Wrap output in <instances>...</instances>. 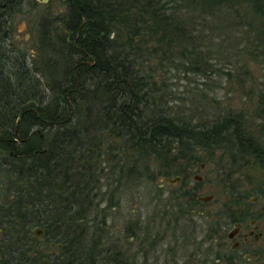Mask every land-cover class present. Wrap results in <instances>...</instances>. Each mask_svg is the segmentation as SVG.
I'll return each instance as SVG.
<instances>
[{"label":"trees","instance_id":"16d2710c","mask_svg":"<svg viewBox=\"0 0 264 264\" xmlns=\"http://www.w3.org/2000/svg\"><path fill=\"white\" fill-rule=\"evenodd\" d=\"M24 1L0 0V191L6 177L8 197L26 200L31 218L19 205L9 213L12 207L0 200V225L44 228L46 242L62 247L49 256L27 233L7 236L0 242V264H128L118 238L106 243L96 237L106 219L85 216L106 172L116 176L114 184L124 176L138 180L150 175L143 162L152 159L161 164L156 175L175 174L183 181L188 167L178 162L195 163L198 150L210 157L222 151L232 162L264 155L240 115L198 126L153 113L161 97L154 94L151 75H144L147 63L156 60L163 68L168 63L197 71L205 61L197 48L202 24L195 22L234 8L236 0H68L66 18L41 24L36 59L12 36V19ZM249 3L253 14L264 17V0ZM113 24L129 30L119 34ZM227 176L228 195L238 198ZM196 197V189H187L174 206L187 214L198 206ZM44 203L53 207L55 219L41 211L34 215V206ZM224 209L231 223L239 221ZM57 222L61 236L53 233ZM86 223L93 231L83 234ZM139 229L135 224V240Z\"/></svg>","mask_w":264,"mask_h":264},{"label":"rangeland","instance_id":"374dc122","mask_svg":"<svg viewBox=\"0 0 264 264\" xmlns=\"http://www.w3.org/2000/svg\"><path fill=\"white\" fill-rule=\"evenodd\" d=\"M241 1L236 0L232 9L224 8L222 14L212 11L213 15L195 22L196 27L202 24V28H198L202 40L197 48L205 61L203 65L199 61L197 71L176 69L168 63L163 68L156 60L147 63L144 75H151L154 94L157 99L161 97L154 105L157 107L153 113L167 114L175 120L198 126L211 124L218 117L240 115L246 131L264 148V105L261 104V95H264V17L253 14L249 0ZM68 3V0L23 2L11 22L12 36L17 47L30 59H36L38 55L41 24L50 25V21L66 18ZM113 27L119 34L129 30L117 24ZM195 157L199 158L195 163L178 162L188 168L183 181L180 176V181L173 185L163 181V176L156 175L161 164L152 159L143 164L147 165L150 175L153 174V182L148 181L150 175L146 174L138 180L132 175L124 176L120 184H114L116 176L106 172L98 198L92 203L89 214L85 213L92 218L96 216L98 222L106 219L105 229L97 231V239L106 243L121 239L119 245L126 252V263L129 264L136 250L141 248L143 251L135 257L134 264H264V155L261 158L235 156L232 162L222 151L213 152L210 157L206 151L198 150ZM131 160L135 162L134 158ZM99 166L104 167L103 163ZM226 175L227 183L236 188L238 198L228 195V185L223 183ZM194 176L201 180L194 181ZM175 177L179 176L174 174L168 178ZM6 182L3 177L2 203L12 207L11 214L19 205V211L27 215L26 219L31 218V206L26 200L20 202L11 195L8 197ZM187 189H196L200 197L211 196L212 199L206 203L197 200L198 206L183 214L174 206L175 198ZM224 208L233 212L242 225L240 233L247 237L246 242L242 238L238 240L240 247L235 251H231L232 242H227L226 235L233 227L228 218L230 212ZM34 209L35 216L39 211L44 212L43 217L48 215L53 219L56 216L53 207L47 203L35 205ZM88 209L87 203L85 212ZM58 213L63 215L64 212ZM254 217L258 220L254 225L255 237L251 238L248 237L252 229L249 221ZM135 224L140 229L138 241L132 246L130 238ZM22 225L7 228L0 225V242L7 236L19 238L27 233L28 237L36 239L45 254L59 255L44 237L33 235L36 227L25 230ZM60 225L58 222L54 225L53 233L61 236ZM76 229H72L73 233H79ZM81 229L83 234L93 231L88 224ZM218 236L224 242L217 244Z\"/></svg>","mask_w":264,"mask_h":264},{"label":"flooded vegetation","instance_id":"af4514ba","mask_svg":"<svg viewBox=\"0 0 264 264\" xmlns=\"http://www.w3.org/2000/svg\"><path fill=\"white\" fill-rule=\"evenodd\" d=\"M199 198H200V196H199V192H197V200L199 201ZM201 202V201H200ZM257 220H258V218L256 217V219H251L250 221H249V225L252 227V229H250L249 230V233H248V237H251V238H253V237H255V235H254V225H255V223H257ZM251 222H253L252 224H251ZM232 224V227L234 226V225H236V224H239L240 226L238 227V230H237V233L234 235V237L231 239V240H229L228 238H227V235H226V238H227V242H232V245H231V251H235V250H237L239 247H240V243L238 242V240L239 239H241L242 238V240H243V242H246L247 241V237H246V235L245 234H241L240 233V229H241V227H242V225H241V223H238V222H232L231 223ZM134 233V231L132 232V234ZM139 236V235H138ZM212 237V236H211ZM120 240L121 239H119L118 241H117V243H120ZM137 241L138 240H135V238L134 237H131L130 238V245H132V246H135L136 245V243H137ZM220 241H223L222 240V238H221V236L219 237H217V240H216V242H217V244H220ZM224 242V241H223ZM234 244H236V246H235V248L234 249H232V246H234ZM150 246H151V244H150ZM140 251H143L142 250V248H141V250L139 249H137L136 250V252L134 253V255H133V259H132V262L130 263V264H134V260H135V257L137 256V255H140L141 254V252ZM125 258L127 259V256L125 255ZM128 260H129V258H128ZM129 264V263H128ZM142 264H145V263H142Z\"/></svg>","mask_w":264,"mask_h":264},{"label":"water","instance_id":"95a60500","mask_svg":"<svg viewBox=\"0 0 264 264\" xmlns=\"http://www.w3.org/2000/svg\"><path fill=\"white\" fill-rule=\"evenodd\" d=\"M202 168V167H201ZM194 178V181H200L201 180V178L200 177H193ZM163 181H165V182H167V183H169V184H171V185H173V184H176V183H178L179 181H180V177H175L174 179H171V178H163L162 179ZM212 199V197L211 196H207V197H200L199 198V201H201V202H209L210 200ZM254 201H253V199H251V203H253ZM253 222H251V224H252ZM240 225L239 224H236V225H234L233 226V228H232V230H230L228 233H227V238L229 239V240H231L233 237H234V235L237 233V230H238V227H239ZM43 234H44V231H43V229H41V228H38V227H36V228H34V230H33V235L36 237V238H39V237H41V236H43ZM51 247H57V248H61L62 247V245H55V244H51L50 245ZM235 246H236V244H234V246H232V249H234L235 248Z\"/></svg>","mask_w":264,"mask_h":264}]
</instances>
